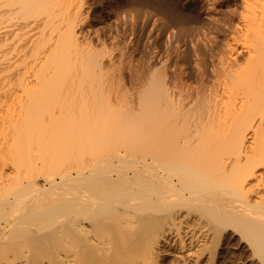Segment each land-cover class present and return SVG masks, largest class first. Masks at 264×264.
Here are the masks:
<instances>
[{"label":"bare ground","instance_id":"6f19581e","mask_svg":"<svg viewBox=\"0 0 264 264\" xmlns=\"http://www.w3.org/2000/svg\"><path fill=\"white\" fill-rule=\"evenodd\" d=\"M99 1L0 0V264H264V0H186L187 47L147 9L137 62L140 0ZM174 38L175 123L164 75L111 104Z\"/></svg>","mask_w":264,"mask_h":264},{"label":"rangeland","instance_id":"374dc122","mask_svg":"<svg viewBox=\"0 0 264 264\" xmlns=\"http://www.w3.org/2000/svg\"><path fill=\"white\" fill-rule=\"evenodd\" d=\"M154 1L153 0H146V1L140 0L139 2H134V3H128V2L124 3L125 7H130L131 9H133V22H134V26H135V29H134L135 31H134L133 36H135L134 37V43L136 44L137 48L135 49L133 47V49L135 51L132 49V52L134 51V53L132 55H133V57H135L136 62L140 61L141 59H145L148 56L147 52L144 49V45H143V44H145V35H146V33H145L146 30H145V27L143 25V23H144L143 20L150 17L149 15H147L148 14V12L146 11L147 9H151L154 13V11H158V10L160 11L159 8H161V9L164 8L163 10H165L166 12L163 10H161V11L165 12L166 15H168L169 12L170 13L172 12L173 14L176 13L178 15L177 16L175 14V16H173V14L171 13L172 14L171 15L172 17H171L169 14V16L172 18V19L170 18L172 20V21H170V23L172 24L173 21H175V23H173V24H175L176 28H178V35L176 38V40H177L176 42L178 44H180V46H182V47L186 46V45L188 46V44H189L190 40L193 38V36L199 35L200 32L202 33L204 30H206L205 27L207 26V24L203 18V15H200L199 9L197 6H193L190 2L188 4V2H186V0H168L169 2H167V0H166V1H164L165 3L163 2L165 4V6L168 5L165 9L164 4H163V6L159 4L161 2V0L159 3H158L159 0H154ZM170 2L173 5H170L169 4ZM97 4L100 5L101 2L99 1V2H97ZM99 5H98V7H99ZM160 6H162V7H160ZM170 6L176 7L175 9L173 7V9L177 12H174L173 9L171 10ZM178 9H180L179 13H178ZM182 9H183V11H182ZM182 13H183V15H182ZM173 19H175V20H173ZM15 20H16V18H10V17H5V16L1 17L0 18V28L7 26L8 24L12 23ZM147 21H149V20H147ZM153 34H154V38H153ZM153 34H152L153 39L157 38V36H158L160 43H162L164 41V39H165L164 38V32H163L162 26L160 24L158 25L156 32H153ZM176 42H175V38H174V41H173L174 46L172 47L173 50L170 49L171 51L168 50L169 52L164 51L162 53V57H160L161 60H163L165 58L168 59L169 57H171L170 58V59H172L171 63L166 68H163V67L162 68L161 67L149 68L146 65H141V67L138 68V74H141L140 79H138V80L134 79L132 81H130L128 79L129 76L127 74H129V73L127 71L125 74L127 75L126 78L128 79V81L125 78L126 79L125 87L129 88L130 92H133V94L130 96V98L128 95V99H131V101L129 102V100H127V101L123 100V101L119 102L120 101L119 98L123 97L124 95L127 96V92L120 90L119 94H116L115 92H111V99H112L111 104H113V105L115 104V106L116 105L118 106L119 104H124V105L129 104V105L138 107L139 103L136 100L137 90L140 87H142L143 84H155L154 89L162 91V84H160V83L156 84L155 82L150 83V81H151L150 76L164 75L168 78L167 86H168V89L170 90V94L172 96L171 100L166 101L162 95L155 94L154 96H152L150 98L151 100L148 101L146 103V105L151 107V108H158L160 106L164 107L161 109H157V111H156L158 113V116H161V119H158V121L161 122V123H159V125H166V124L172 125V124H174L175 123V49L174 48H175ZM185 43H188V44H185ZM184 58L186 61H188V54L187 53L184 55ZM173 62H174V64H173ZM159 65H160V63H158V66ZM115 82L117 83L119 81L115 80ZM118 99H119V101H118ZM81 104H82V102L79 103V106Z\"/></svg>","mask_w":264,"mask_h":264}]
</instances>
